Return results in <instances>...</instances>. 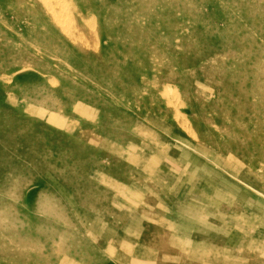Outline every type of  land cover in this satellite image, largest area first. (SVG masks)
<instances>
[{"label": "rangeland", "instance_id": "374dc122", "mask_svg": "<svg viewBox=\"0 0 264 264\" xmlns=\"http://www.w3.org/2000/svg\"><path fill=\"white\" fill-rule=\"evenodd\" d=\"M259 52L264 0H0V264H264Z\"/></svg>", "mask_w": 264, "mask_h": 264}, {"label": "bare ground", "instance_id": "6f19581e", "mask_svg": "<svg viewBox=\"0 0 264 264\" xmlns=\"http://www.w3.org/2000/svg\"><path fill=\"white\" fill-rule=\"evenodd\" d=\"M261 19H262V17H261ZM91 24V23H90ZM95 24V23H94ZM84 26V25H83ZM94 26V25H93ZM96 26V25H95ZM95 29H96V27H95ZM76 38V37H75ZM263 50V49H262ZM251 58L252 59H255L256 61H258V62H260V63H264V52H259L258 54H256V55H251ZM248 61V60H247ZM240 63V62H239ZM238 63V64H239ZM252 64V63H251ZM230 65V64H229ZM240 65V64H239ZM254 65V64H253ZM252 65V66H253ZM205 66V65H204ZM251 66V67H252ZM229 67V66H228ZM233 67V66H232ZM216 68V67H215ZM221 68V67H220ZM226 68V67H225ZM235 69V68H234ZM242 69H244V68H242ZM254 69H255V67H254ZM230 70H232V69H230ZM239 70V69H238ZM251 70V69H250ZM253 70V69H252ZM208 71V70H207ZM235 71V70H234ZM245 71V70H244ZM254 71H256L255 72V75H254V77H253V79H252V82H262V83H264V65H260L258 68H257V70H254ZM229 70H228V73L227 74H229ZM238 72V71H237ZM203 73H205V72H203ZM210 73V72H209ZM224 75H226V74H224ZM231 75V74H230ZM244 75V74H243ZM232 76V75H231ZM220 78H223V77H220ZM245 78V77H244ZM230 79V78H229ZM228 79V80H229ZM227 82V81H226ZM244 83V82H243ZM261 83V84H262ZM52 84V83H51ZM242 84V83H241ZM260 84V83H259ZM214 85V84H213ZM228 85V84H227ZM230 85V84H229ZM255 85V84H254ZM262 87V86H261ZM230 89V88H229ZM253 89V88H252ZM255 89V88H254ZM261 89V88H260ZM231 90V89H230ZM250 91V90H249ZM257 91V93H258V90H256ZM263 91V90H262ZM245 92V91H244ZM250 92H252V91H250ZM178 93V92H177ZM227 94V93H226ZM251 94V93H250ZM176 90H172L170 87L169 88H165L164 89V91H163V97L165 98V100H169L170 98H174V97H176ZM228 95V94H227ZM232 95V94H231ZM234 96V95H233ZM257 96V94L255 95V97ZM259 96V95H258ZM227 97V96H226ZM250 97H251V95H250ZM254 97V96H253ZM260 98V101H263L264 100V94H262L261 96H259ZM230 99V98H229ZM164 100V101H165ZM231 100V99H230ZM223 101H224V99H223ZM253 101V100H252ZM235 103H236V105L237 106H244V110H245V112L243 113H241V118H243L245 121L246 120H249V117H248V113H253V114H255V115H258V116H260V117H262V119L261 120H263L264 121V111L261 109V107L262 106H260V104H256L255 106H253L254 104H253V102H251V103H249V102H244V103H239V99H237V101H235ZM184 104V103H183ZM182 104V105H183ZM233 104H234V102H233ZM263 104V103H262ZM184 106V105H183ZM223 106H225V105H223ZM227 106V105H226ZM174 108V107H173ZM172 108V109H173ZM225 108V107H224ZM227 109H228V107H227ZM174 110V109H173ZM176 110V109H175ZM175 110H174V114H175ZM238 110V109H237ZM239 110H241V109H239ZM179 112V111H178ZM224 112V111H223ZM220 113V112H219ZM177 114V116H178V113H176ZM174 116V115H173ZM179 116H181L180 114H179ZM232 116V115H231ZM185 117V116H184ZM243 120V121H244ZM183 123H185V122H183ZM238 123V122H237ZM250 123V122H249ZM261 123H263V122H261ZM182 124V123H181ZM264 124V123H263ZM183 125V124H182ZM234 125H235V123H234ZM261 125V124H260ZM203 126V125H202ZM242 126V125H241ZM254 126V125H253ZM249 127V126H248ZM247 127V128H248ZM262 127H263V125H262ZM261 127V128H262ZM237 127H235V129H236ZM240 128V127H239ZM242 128H243V126H242ZM241 128V129H242ZM185 129V128H184ZM188 131H190V132H192V128L190 127V128H186ZM248 130V129H247ZM251 130H252V128H251ZM199 131V130H198ZM240 131V130H239ZM244 131V130H243ZM253 132V131H252ZM234 133V132H233ZM191 134V133H190ZM210 135V134H209ZM212 135V134H211ZM254 135V134H253ZM207 137V136H206ZM232 137V136H231ZM234 137H235V135H234ZM237 137V140H236V142L237 143H239V145L238 144H236V143H234L233 145H234V147H235V149H239L240 148V151H237V150H235L238 154H242V153H244L243 155H244V157H245V160L247 161V163H248V169L246 168L245 170L246 171H244V170H242V167L240 166V164L238 165V164H236L235 162H228V165H230L234 170H235V172L238 174V175H241V177H243L245 180L244 181H249V183H251L250 182V180H252L253 179V177L250 175V174H252L253 172H255V171H258L259 169H263V171H264V150H261L260 149V146H259V148L258 147H256L255 145H254V140L252 141V139H253V136H252V134L251 133H242V134H239V135H237L236 136ZM208 138V137H207ZM212 138V137H211ZM255 138V137H254ZM206 139V138H205ZM213 139V138H212ZM211 141V140H210ZM209 141V142H210ZM216 141V140H215ZM261 141V140H260ZM206 142V141H205ZM208 142V141H207ZM259 142V141H258ZM258 142H256V143H258ZM214 145V144H213ZM261 145H263L262 143H261ZM215 147V146H214ZM264 147V146H263ZM204 148V147H203ZM225 148V147H224ZM215 149V148H214ZM219 149V148H218ZM230 149V148H229ZM213 150V149H212ZM220 150V149H219ZM210 151V150H209ZM222 151V150H221ZM225 152H226V150H225ZM214 153H215V151H214ZM230 155H231V157H237L238 155L237 154H235V153H230ZM229 155V156H230ZM165 156V155H164ZM223 157V156H222ZM163 158V157H162ZM217 159V158H216ZM232 159V158H231ZM224 161V160H223ZM226 162V161H225ZM241 162V161H240ZM158 163H159V161H158ZM235 163V164H234ZM239 163V162H238ZM164 167V166H163ZM170 167V166H169ZM167 174H169V173H167ZM240 178V177H239ZM232 183V182H231ZM254 184V183H253ZM237 186V185H236ZM251 186V185H250ZM253 186V185H252ZM256 187V186H255ZM254 188V187H253ZM257 188V187H256ZM239 189V188H238ZM258 189V188H257ZM241 190V189H240ZM259 190V189H258ZM239 191V190H238ZM222 237V236H221ZM230 258V257H229ZM223 261L225 260V259H222ZM228 260V259H227ZM230 260V259H229ZM232 260V259H231ZM235 262V261H234ZM243 262V261H242ZM224 263V262H223ZM225 263H227V262H225ZM230 263V262H229Z\"/></svg>", "mask_w": 264, "mask_h": 264}]
</instances>
